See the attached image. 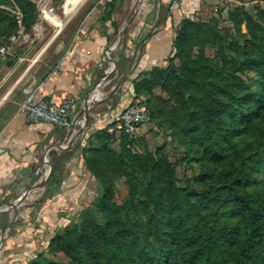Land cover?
Segmentation results:
<instances>
[{
  "label": "trees",
  "instance_id": "16d2710c",
  "mask_svg": "<svg viewBox=\"0 0 264 264\" xmlns=\"http://www.w3.org/2000/svg\"><path fill=\"white\" fill-rule=\"evenodd\" d=\"M15 2L22 13L20 23L29 28L33 7L26 0ZM107 4L106 9H112L116 2ZM17 21L0 11L7 31L16 30ZM189 21H181L185 29ZM248 38L234 45L241 61L210 67L199 59L183 60L176 76L174 58L186 36L175 30L165 65L141 73H170L178 88L181 85L186 133L192 144L203 146L204 157L224 163V173L212 180L214 168L208 169L195 177L198 189L180 187L165 157L136 153L123 134L119 153L101 152L126 173L132 197L127 211L109 206L107 193L102 215L78 242L69 244L67 232L61 230L49 237V251L64 252L71 264H264V9L257 8L248 20ZM238 71L254 73L250 85L235 75ZM132 89L131 103L140 97L134 81ZM215 107L220 109L217 120ZM236 143L239 146L233 147ZM55 184L53 174L48 194ZM215 207L225 209L227 225H218L212 214ZM131 218L136 222L133 229ZM43 253L44 249L35 256Z\"/></svg>",
  "mask_w": 264,
  "mask_h": 264
},
{
  "label": "rangeland",
  "instance_id": "374dc122",
  "mask_svg": "<svg viewBox=\"0 0 264 264\" xmlns=\"http://www.w3.org/2000/svg\"><path fill=\"white\" fill-rule=\"evenodd\" d=\"M26 1L34 10V20L29 28L17 23L16 30L7 31L6 22L0 23V49H5L3 53L0 52V125L5 120V116L17 109L28 95L39 75L37 66L47 60H53V52L59 44L64 43L65 37L73 34L86 18L93 17L91 12L98 0ZM118 1V4H135L134 0ZM107 3L109 2L104 4ZM17 4L15 0H0V11L6 13L8 18L19 20L22 13ZM257 8L264 9V0H203V3L199 4L198 12L189 18L190 25L185 29L180 22L176 27V30H180L186 36V40L179 41V54L174 58L176 76L180 74L179 69L183 60L199 59L210 67H222L225 60L226 62L241 61L242 59L234 53V45L239 47L249 40L248 20L254 18ZM131 16L133 21L137 14L132 13ZM128 34V28L119 35L116 34L117 39L121 38L120 45L115 43L113 52L106 54L105 59L102 58L100 61L102 74L99 81L105 83L102 87V95H108L87 111L86 123L85 117L83 120L79 118L75 126L76 131L82 130L77 136L82 138L81 153L83 159L88 162V165L83 166L86 175L82 180L83 192L80 200L76 202V209L70 213L60 212L56 216L36 212L37 208L45 203L43 200L48 195L49 180L55 171L54 161L65 158L62 155L55 160L53 157L57 152H54L49 161L51 169L42 197L15 210L11 214L12 217L9 211L2 210L4 205H20L25 197L28 198L34 183L43 173L39 185V191L42 192L47 172L46 169L43 172L45 153H41L38 165L33 168L30 176L24 179L25 184L21 190L13 199L3 202L0 207V235L5 233L1 249L16 236L15 234H18L16 229L21 226L36 230L38 236L47 234L50 237L58 231H66L69 244L78 242L86 227L93 226L94 220L102 215L104 209L102 203L107 193H109L107 198L109 206L122 207L127 211V203L132 197L126 185V173L101 150L113 153L121 151V136L125 133L109 125L110 118L107 115L124 93L129 89L131 93L133 92V81L136 82L140 97L133 100L132 104L138 103L144 109L146 120L138 125L132 134H126L131 141L132 149L138 154L165 157L171 164L180 187L191 186L198 189L194 179L208 169L214 168L212 180L224 173V163H215L210 158L204 157L203 146L199 143L192 144V137L187 135L181 85L179 84L178 88L176 81L169 76L170 73L151 72L142 75V72L138 73V69L134 67L133 76L124 79L127 70L133 67L134 62L139 66L141 59V55L137 58V54L133 53L135 45L128 44ZM32 64L34 68L25 73ZM22 75H24L23 81L19 86L13 87ZM235 75L249 85L250 78L255 76L251 71H245L244 74L238 71ZM219 112L220 109L215 107L213 119L217 120L220 117ZM75 140L70 146L76 142ZM237 146L238 143L233 147ZM88 170H91V173ZM206 182L210 183L211 179L208 178ZM17 199L19 200L15 202ZM10 206H5L4 209ZM212 214L219 226L227 225L224 208L215 207ZM131 220L133 229L136 222L133 218ZM17 238L18 236L14 239ZM31 262L33 264L72 263L64 252L49 251L47 243L41 257L33 256L25 264Z\"/></svg>",
  "mask_w": 264,
  "mask_h": 264
},
{
  "label": "crops",
  "instance_id": "0c3cea01",
  "mask_svg": "<svg viewBox=\"0 0 264 264\" xmlns=\"http://www.w3.org/2000/svg\"><path fill=\"white\" fill-rule=\"evenodd\" d=\"M113 1L116 4H112L114 6L112 9H106L108 4L102 6L95 4L91 12L93 17L86 18L73 34L65 37L64 43L59 44L53 52V60H47L37 66L39 75L29 90V93L35 92L37 100L47 99L59 104L64 100L73 99L81 112V102L100 80L102 74L100 61L102 58L105 59L107 49L118 41L116 34L119 35L127 28L128 44L135 45L133 53L137 54V58L141 55V59L139 66L134 62L133 67L127 70L125 80L133 76L134 67L141 73L165 65L166 58L171 54L177 25L185 18H192L198 12L199 4L203 3V0H183L177 10L169 15L166 11L169 0H139L138 4V0H134L135 4H118V0ZM132 13L137 14L133 21ZM56 67L58 71L48 78L44 87H40L41 82ZM33 68L34 64L29 66L25 73ZM23 77L24 75L19 77L13 87L19 86ZM104 84L101 82L86 98L89 106L93 102L101 101L99 96L103 94ZM131 99L132 93L129 89L107 116L110 118L111 114L130 104ZM19 106L5 116L0 125V207L3 202L13 199L21 190L25 184L24 179L30 176L33 168L38 165L41 153H45L47 160L51 154L57 152L53 157L55 160L62 155L65 158L54 161L55 187L36 212L48 216H56L60 212H73L76 209V202L81 198L83 192L81 184L86 175L83 170L81 136L74 139L78 141L77 144L74 142L70 146L73 141L69 143L72 133L67 134L44 123L26 124L22 115L18 113ZM76 132L79 135L78 131ZM45 171L48 176L47 167ZM45 181L46 179L43 184ZM44 191L45 186L42 192L39 191L38 199ZM27 199L25 197L21 204ZM5 206L10 205H4L3 209ZM9 208L4 210L9 211L11 215L15 211L11 212L12 209L8 210ZM16 230L18 234L15 235L18 238L14 239L15 236L10 239V242L0 250V264H25L48 243L47 234L38 236L36 230L25 226ZM4 238L5 233L0 235V245Z\"/></svg>",
  "mask_w": 264,
  "mask_h": 264
},
{
  "label": "built area",
  "instance_id": "2783aa9c",
  "mask_svg": "<svg viewBox=\"0 0 264 264\" xmlns=\"http://www.w3.org/2000/svg\"><path fill=\"white\" fill-rule=\"evenodd\" d=\"M183 0H169L166 5V11L172 15ZM110 0H98V5H103ZM20 24V19L17 21ZM14 39V38H12ZM4 48L0 52H4ZM58 71L56 67L47 77L41 82L40 87H44L48 78ZM18 113L22 115L24 122L29 125L44 123L56 129L63 130L67 134H71L75 126L79 122L80 111L78 110L73 99H67L59 104L47 99L37 100L35 92H31L20 104ZM146 120V113L138 103H130L121 110L111 114L110 124L125 134H132L135 128ZM109 124V125H110ZM83 127V125H82ZM2 244L0 245V249Z\"/></svg>",
  "mask_w": 264,
  "mask_h": 264
},
{
  "label": "bare ground",
  "instance_id": "6f19581e",
  "mask_svg": "<svg viewBox=\"0 0 264 264\" xmlns=\"http://www.w3.org/2000/svg\"><path fill=\"white\" fill-rule=\"evenodd\" d=\"M108 95V94H107ZM107 95H101V96H99V99L101 100V99H103L105 96H107ZM86 103H87V100H86ZM80 116H81V120H83L84 119V117H85V114H84V110L83 109H81V113H80ZM72 138L69 140V143L72 141V140H74L76 137H77V132H76V130H73V132H72ZM68 146V145H67ZM51 157H52V154L50 155V157L47 159V160H45V162H44V164H43V172H44V170L46 169V167H47V163H49V160L51 159ZM43 174V173H42ZM42 174L37 178V182H35L34 183V186H33V188H32V190H31V192H30V194H29V197H28V199L24 202V203H22V204H18V205H14V206H10V208L8 209V210H11V212H14L15 210H17L18 208H21V207H23V206H27L29 203H31V202H35L36 200H37V195H38V193H39V185H40V181H41V176H42ZM43 186H44V184H43ZM2 210H4V209H2Z\"/></svg>",
  "mask_w": 264,
  "mask_h": 264
},
{
  "label": "water",
  "instance_id": "95a60500",
  "mask_svg": "<svg viewBox=\"0 0 264 264\" xmlns=\"http://www.w3.org/2000/svg\"><path fill=\"white\" fill-rule=\"evenodd\" d=\"M138 2H139V0L137 1V4H138ZM120 43H121V38L118 39V41L116 42V44L120 45ZM111 52H113V46L107 50V54H109V53H111ZM105 76H106V74L104 75V77H105ZM100 84H101V81H99V82L97 83L96 87H98ZM96 87H95V88H96ZM95 88H94V89H95ZM94 89H93V90H94ZM93 90H92L88 95H86V96L84 97L83 101L81 102V109L84 110V114H85V123H86V119H87V111H88L91 107H93L94 105L97 104V102H93V103L89 106V105L86 103V98H87V97L93 92ZM85 123H84V125H85ZM83 127H84V126H83ZM83 127H82V129H83ZM81 131H82V130H80V131L78 132V134H80ZM57 149L60 150V148H57ZM47 168H48V176H49V174H50V169H51L49 163H47ZM48 176H47L46 181H45V183H44L45 189H46V185H47ZM18 200H19V199L15 200V202H17Z\"/></svg>",
  "mask_w": 264,
  "mask_h": 264
}]
</instances>
